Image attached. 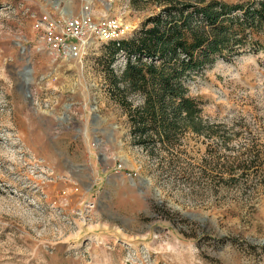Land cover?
<instances>
[{"label":"rangeland","instance_id":"374dc122","mask_svg":"<svg viewBox=\"0 0 264 264\" xmlns=\"http://www.w3.org/2000/svg\"><path fill=\"white\" fill-rule=\"evenodd\" d=\"M86 4L131 38L165 1L0 0V264H264V28L185 79L204 133L144 147L108 42L62 57L34 29Z\"/></svg>","mask_w":264,"mask_h":264},{"label":"trees","instance_id":"16d2710c","mask_svg":"<svg viewBox=\"0 0 264 264\" xmlns=\"http://www.w3.org/2000/svg\"><path fill=\"white\" fill-rule=\"evenodd\" d=\"M164 1L137 36L111 40L106 48L111 91L129 108L137 143L144 147L156 144L152 133L162 143L186 129L204 133L202 110L185 79L212 65L217 55L237 51L264 28V0ZM121 55L127 62L119 73L113 65ZM133 93L143 98L135 108L129 100Z\"/></svg>","mask_w":264,"mask_h":264},{"label":"built area","instance_id":"2783aa9c","mask_svg":"<svg viewBox=\"0 0 264 264\" xmlns=\"http://www.w3.org/2000/svg\"><path fill=\"white\" fill-rule=\"evenodd\" d=\"M92 5L86 4L79 15L70 17L35 13L34 29L41 32L42 40L55 54L71 58H81L89 48L91 38L109 42L122 39L131 31L130 24L117 16L103 15L95 20ZM124 61L125 67L127 59Z\"/></svg>","mask_w":264,"mask_h":264},{"label":"crops","instance_id":"0c3cea01","mask_svg":"<svg viewBox=\"0 0 264 264\" xmlns=\"http://www.w3.org/2000/svg\"><path fill=\"white\" fill-rule=\"evenodd\" d=\"M42 12H46V11H42ZM69 17V16H68Z\"/></svg>","mask_w":264,"mask_h":264},{"label":"water","instance_id":"95a60500","mask_svg":"<svg viewBox=\"0 0 264 264\" xmlns=\"http://www.w3.org/2000/svg\"><path fill=\"white\" fill-rule=\"evenodd\" d=\"M28 74H29V72H28Z\"/></svg>","mask_w":264,"mask_h":264}]
</instances>
